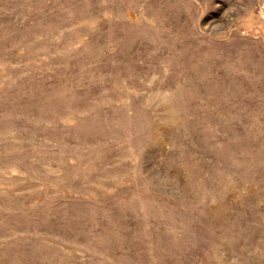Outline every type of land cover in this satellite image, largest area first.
I'll return each mask as SVG.
<instances>
[{"label":"rangeland","instance_id":"obj_1","mask_svg":"<svg viewBox=\"0 0 264 264\" xmlns=\"http://www.w3.org/2000/svg\"><path fill=\"white\" fill-rule=\"evenodd\" d=\"M0 264H264V0H0Z\"/></svg>","mask_w":264,"mask_h":264}]
</instances>
